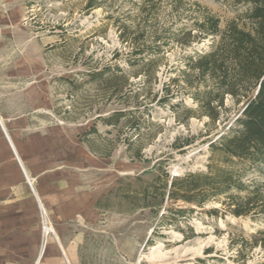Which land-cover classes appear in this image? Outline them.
Masks as SVG:
<instances>
[{"label": "rangeland", "instance_id": "374dc122", "mask_svg": "<svg viewBox=\"0 0 264 264\" xmlns=\"http://www.w3.org/2000/svg\"><path fill=\"white\" fill-rule=\"evenodd\" d=\"M87 1L0 0V120L21 144L31 147L34 158L29 163L40 172L45 161L51 190L68 184L76 196L84 188L102 196L126 176L150 183L162 171L169 177L205 172L208 164L219 160L211 155L209 144L226 132L244 103V91L235 97L233 93L249 74H240L241 63L232 52L243 34L256 37L254 60L256 68L264 69V33L256 34L260 27L250 16L251 6L242 0H95L98 7L87 9ZM206 14L219 19L214 37L187 47L171 39L157 40L194 29ZM154 41L164 51L152 67L154 75L147 78L144 72L152 69L130 52ZM194 52L228 63L221 121L211 123L202 115L181 73L183 56ZM100 72L101 76L91 75ZM113 75L127 82L121 96L108 99L111 89L104 95L103 85L109 87ZM136 101L141 105L137 109ZM116 111L134 112L140 118L139 161L127 155L123 139L130 133L119 130L120 124L111 128L98 120ZM93 125L103 139L91 138L96 149L107 152L114 144L108 158L93 155L79 140ZM186 139L191 143L183 146ZM4 140L0 127V154L12 156ZM236 168L245 185H258L264 192V168ZM17 185L22 198L33 196L40 229L41 204L23 176ZM110 201L114 208L101 213L87 230L83 254L88 264H264L259 246L244 263L234 260L231 246V239L264 232V217L235 218L215 202L202 208L178 202L172 207L188 210L183 217L163 209L153 216L148 209L128 212L125 202ZM211 208L220 210L217 216L207 213ZM45 211L51 225V214ZM163 213L167 218L161 221ZM208 249L211 252L205 254Z\"/></svg>", "mask_w": 264, "mask_h": 264}, {"label": "trees", "instance_id": "16d2710c", "mask_svg": "<svg viewBox=\"0 0 264 264\" xmlns=\"http://www.w3.org/2000/svg\"><path fill=\"white\" fill-rule=\"evenodd\" d=\"M242 2L251 6L250 16L260 27L259 32L256 33L259 36L260 33H264V0H242ZM96 7L98 4L95 3V0L87 1V9ZM218 32L219 19L206 14L202 17L201 22L195 23L194 29L184 33L179 30L170 33L169 37L160 36L157 40L171 39L180 46L187 47L191 42H200L202 39L214 37ZM255 40L256 37L246 33L234 43L232 52L234 59L241 63L240 74H249V76L245 83L233 93L235 97L244 91V95H242L244 103L236 118L226 132L209 144L211 155H217L218 162L208 164L205 172H189L176 177H169L162 171L150 183L143 181L138 176L120 178L116 186L100 196L95 202L94 207L100 213L114 208L110 201V198H113V202H125L129 207L128 212L148 209L153 216H157L163 209L164 212H169L172 216L183 217L188 213V210L172 207L178 202L198 208L215 202L224 207L225 213L235 218L264 217V192L259 190L258 185H252V187L245 185L241 180V172L236 168L238 165L264 168V69L256 68L257 62L254 60V56L258 44ZM163 51V46L154 41L153 45L150 43L141 48L134 47L130 54L131 56H140V61L145 59V67L152 69L162 58L159 54H163ZM183 60L186 65L181 73L187 86L193 89L191 97L197 103L199 111L211 123L221 121L225 97L224 88L227 86L229 78L228 63L223 59L211 60L199 52L183 56ZM102 74L103 72L91 75L101 76ZM144 75L147 78L153 76L154 70L146 71ZM126 82V78L113 75L111 85L108 87V83H104L103 86L106 85V89L102 91L105 95V91L111 89L108 99L119 97ZM201 84L202 87H200ZM134 96H137V92L134 93ZM237 102L239 103V101ZM134 104L136 109L141 106L137 101ZM136 113L140 112L136 111ZM134 114L130 111H116L108 117H98V120L111 128H116L119 124V130L125 128L130 133V136L123 139L127 146L128 158L131 161H139L143 149V145L140 143L141 121L140 118H135ZM129 116L131 119L128 118ZM91 138L93 142L94 138L103 140L95 125L83 132L79 136V140L88 147L93 155L108 158L114 144H111L109 151L104 152L94 147ZM190 143L191 140L186 139L183 146H188ZM193 210L189 209V212ZM219 212V209L211 208L207 213L217 216ZM160 218L163 221L167 215L163 213ZM231 244L235 249L234 260L244 263L248 254L256 246L264 250V232H257L249 239L243 237L231 239ZM210 252L211 249H208L205 254Z\"/></svg>", "mask_w": 264, "mask_h": 264}, {"label": "crops", "instance_id": "0c3cea01", "mask_svg": "<svg viewBox=\"0 0 264 264\" xmlns=\"http://www.w3.org/2000/svg\"><path fill=\"white\" fill-rule=\"evenodd\" d=\"M0 127L7 149L12 153V156L0 154V264H88L83 250L87 230L101 216L94 207L101 192L84 188L76 196L77 192L68 184L64 188L56 186L52 191V177L45 172L46 162L40 165L41 171L36 172V167L29 163L30 158H34V152L30 154L31 147L21 144L18 136L8 132L1 120ZM24 147H28V154ZM22 176L30 180L33 188L30 192L51 214L54 237L44 246L37 227L34 198H22L17 185Z\"/></svg>", "mask_w": 264, "mask_h": 264}, {"label": "built area", "instance_id": "2783aa9c", "mask_svg": "<svg viewBox=\"0 0 264 264\" xmlns=\"http://www.w3.org/2000/svg\"><path fill=\"white\" fill-rule=\"evenodd\" d=\"M26 181L30 187V190L33 192L32 183L28 178H26ZM39 217H40V231H41V237H42V246H44L47 243L48 237H54V232L51 228L50 221L48 219L47 212L44 208H39Z\"/></svg>", "mask_w": 264, "mask_h": 264}, {"label": "bare ground", "instance_id": "6f19581e", "mask_svg": "<svg viewBox=\"0 0 264 264\" xmlns=\"http://www.w3.org/2000/svg\"><path fill=\"white\" fill-rule=\"evenodd\" d=\"M154 253V252H153Z\"/></svg>", "mask_w": 264, "mask_h": 264}]
</instances>
